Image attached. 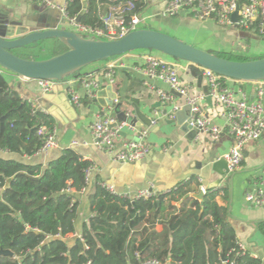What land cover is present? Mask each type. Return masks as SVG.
Here are the masks:
<instances>
[{
    "label": "trees",
    "instance_id": "16d2710c",
    "mask_svg": "<svg viewBox=\"0 0 264 264\" xmlns=\"http://www.w3.org/2000/svg\"><path fill=\"white\" fill-rule=\"evenodd\" d=\"M132 1L139 13L142 0ZM106 2L72 0L67 12L85 24L101 26L99 7ZM43 42L12 52L25 59H45L32 51ZM67 49L54 39L49 57ZM212 53L252 60L240 52ZM42 125L53 129L54 118L24 99L0 73V250L13 252L1 255L0 264H137L150 258L174 264H259L242 252L228 221L229 208L217 200L219 191L208 190L201 199L193 196L198 193L194 186L200 185L195 177L134 203L98 185L89 196L92 215L71 243L79 205L73 190L88 187L86 171L93 163L73 148L63 149L47 165L3 154L35 155L42 146Z\"/></svg>",
    "mask_w": 264,
    "mask_h": 264
},
{
    "label": "crops",
    "instance_id": "0c3cea01",
    "mask_svg": "<svg viewBox=\"0 0 264 264\" xmlns=\"http://www.w3.org/2000/svg\"><path fill=\"white\" fill-rule=\"evenodd\" d=\"M54 1L64 2V0ZM166 2L167 0H142L139 14L144 19L143 24L146 28L168 33L210 52H240L246 55L264 53V37L254 30L221 26L213 19L199 21L189 10H183L176 17H160L159 13ZM48 9L50 8L44 4L28 0H0V27L6 29L7 35L11 38L44 29L47 27L46 20L40 21V15ZM56 17L58 27H63L59 14ZM51 19L53 20V17L50 16ZM163 19L169 20L161 21ZM190 21L200 23L201 31L194 30L197 26H188ZM161 28L163 30H160ZM51 41L53 46L54 39ZM148 53L151 52L132 51L87 66L68 77L64 83L70 82L71 87L83 95L84 91L81 87L83 79L94 75L103 81L109 65H113L115 70V84L112 85V91L107 89L109 84L104 82L93 99L84 98L79 105L74 104L72 100L60 102L61 120L50 112L52 103L44 99L39 80L4 72L8 83L24 99L31 102L36 109L54 118L59 146L51 149L47 155L20 156L5 152L3 154L27 163L47 165L49 161L57 158L63 149L73 148L84 159L94 164L95 170L86 191L74 192L79 205L75 222L76 231L69 236L71 243L81 235L83 224L92 215L89 196L100 183L113 185L117 193L122 195L135 194L145 188H153L157 194H161L178 183L195 177L200 184L194 186L198 189V193L202 189L206 192L219 191L217 200L220 205L229 208L228 221L236 231L239 244L249 256L258 259L259 264H264V207H254L245 199L246 192L252 187L264 167V134L261 139L245 145L241 166L222 176L219 169L223 170L225 164L228 167L225 155L233 144V137L228 132L222 108L214 99L208 100L211 96L203 73L204 69L190 62L174 60L163 53L157 54L178 67L183 83L190 88L192 94L203 96V114L211 125L222 129L220 140L217 142H213L207 132H184L182 126L177 123L176 117L171 118L168 113L164 114L169 108L162 102L157 90L170 91V88L164 81L145 75L143 56ZM225 83L235 89L247 91L251 96L260 87L264 88V81L240 83L234 79H227ZM63 93L58 92L57 97ZM114 93L117 98L109 103ZM174 94L176 101L181 103L183 100L181 96L178 93ZM118 103H121L120 107L117 106ZM135 106H138L142 113L155 119L151 126L144 125L138 120L133 122ZM104 112L118 118L126 114L131 124L149 129L148 139L152 145V152L147 159L136 164L123 163L94 145L90 128L97 116ZM183 117V121H188L189 112L185 111ZM122 137L132 138L133 132L126 130ZM75 140L79 143L72 146ZM164 147L169 149L165 151ZM222 159L226 163L224 161V165L220 166L219 162ZM225 189H228V193ZM227 194L228 198H226ZM165 219H168V215H165ZM223 264L228 263L224 261Z\"/></svg>",
    "mask_w": 264,
    "mask_h": 264
},
{
    "label": "built area",
    "instance_id": "2783aa9c",
    "mask_svg": "<svg viewBox=\"0 0 264 264\" xmlns=\"http://www.w3.org/2000/svg\"><path fill=\"white\" fill-rule=\"evenodd\" d=\"M34 3L44 4L48 8L57 9L60 23L63 28L70 29L84 35L86 38L99 40H114L139 29L144 19L136 12V4L132 0H108L100 4L99 17L102 20L101 26L85 24L78 17L68 14L67 8L72 0H64L57 3L54 0H28ZM183 10H189L199 21L208 19L215 20L221 26H237L240 30H254L264 37V0H167L159 16L170 18L178 16ZM238 13L237 20H234V13ZM145 66L143 71L146 76L164 81L170 91L158 89V95L162 102L168 106L167 113L171 118L175 117L178 110L184 106H191V125L197 131L207 132L213 142L220 140L222 129L211 125L209 119L202 112L203 96L192 94L190 88L185 85L180 77L178 67L162 57L153 53L143 56ZM204 69V68H203ZM0 73L4 69L0 68ZM204 76L209 85V94L212 99L222 108V114L226 118L227 129L233 137V144L226 153V160L230 171L238 169L244 160V147L250 142L261 139L264 134V88L260 87L251 96L247 91L235 89L226 85L219 74L212 70L204 69ZM238 81V80H236ZM104 82L115 84V70L113 65L108 66L103 81L100 78L89 75L82 80L81 87L84 94L81 95L71 87L72 101L79 105L84 98L93 99ZM244 83L242 81H238ZM42 94L52 91L57 83L54 80H39ZM174 93H178L183 99L181 103L176 101ZM130 130L132 138H123L122 132ZM94 145L108 152L117 161L136 164L147 159L152 152V145L149 142V129L137 127L127 119H119L104 112L97 116L90 128ZM38 135L42 139V146L36 155H47L53 148L59 146L56 127L53 129L42 125L38 129ZM78 141L72 142V146L78 145ZM169 147H164L167 151ZM95 170L94 164L86 171V182L89 184L92 173ZM101 187L114 195L125 197L130 203L139 199L156 197L153 188H145L135 194H118L113 185L100 183ZM86 191L84 188L80 192ZM206 193L205 189H202ZM73 192H75L73 190ZM165 192V191H164ZM246 201L254 207H264V167L252 187L245 194ZM242 252L244 247L239 244ZM137 264H174L170 260L161 262L158 259L150 258L142 260ZM231 264H237L232 262Z\"/></svg>",
    "mask_w": 264,
    "mask_h": 264
},
{
    "label": "water",
    "instance_id": "95a60500",
    "mask_svg": "<svg viewBox=\"0 0 264 264\" xmlns=\"http://www.w3.org/2000/svg\"><path fill=\"white\" fill-rule=\"evenodd\" d=\"M57 9H48L40 15V21L46 20L47 27L44 29L29 32L23 36L11 38L7 35V30L0 27V68L9 70L27 79L54 80L57 83L52 91L43 95L44 99L51 102L50 112L61 120L59 115V105L62 101L72 100L71 83H64L66 79L77 71L99 61H105L115 56H120L137 50H153L163 53L169 57L190 62L194 65L209 69L222 77L234 79L242 82H261L264 81V57L246 61L231 60L221 57L212 52L201 49L195 45L176 38L168 33L151 29L139 28L122 38L114 40H99L86 38L84 35L67 28L58 27ZM50 16L53 20H50ZM237 20L238 13L233 15ZM81 20V17H78ZM48 39H58L67 46V50L61 54L40 59H25L12 52L13 49L22 48L33 43ZM112 85H107V89L112 91ZM58 92H64L57 97ZM117 95L114 93L109 100L112 103ZM58 99V100H57ZM211 97L208 98L211 101ZM118 107L121 103L117 104ZM191 106L186 105L175 114L177 123L182 126L184 132L197 133L191 125ZM185 111L189 112L188 121H183ZM167 111L164 112L166 114ZM126 114L119 116V119L126 120ZM142 124L151 126L155 119L142 113L138 106H135V117ZM174 120H172L173 122ZM132 123L133 125H135ZM124 134V131L121 133ZM224 159L219 165H224ZM226 163V161H225ZM218 171V170H217ZM230 172L226 164L223 170L219 169L222 176ZM206 193L202 190L193 196L201 199ZM1 255L13 256L9 249H1Z\"/></svg>",
    "mask_w": 264,
    "mask_h": 264
},
{
    "label": "rangeland",
    "instance_id": "374dc122",
    "mask_svg": "<svg viewBox=\"0 0 264 264\" xmlns=\"http://www.w3.org/2000/svg\"><path fill=\"white\" fill-rule=\"evenodd\" d=\"M167 20H169V19H163L161 21H167ZM191 25L197 26V28L194 29L195 31H197V32L198 31H201V29L199 28L200 27L199 25H201L200 23H197V22H194V21H190V23H189L188 26H191ZM144 27H145L144 24H142V25H140L139 28H144ZM192 28H193V26H192ZM160 30H163V28H161ZM176 38H178V37H176ZM51 40L52 39L44 40V42L39 47L35 48L34 50L32 49V51L33 52H36L37 53L36 55L39 56V57L48 58L51 55V48H52V41ZM181 40H183V39H181ZM200 47H202V46L200 45ZM16 51L22 52L21 49L20 50L19 49H16ZM148 51H150L151 53L156 54V55L160 53V52H155L153 50H148ZM249 56H250V59L263 58L264 57V53H261L259 55L251 54ZM172 59H174V60H180V59H176V58H172ZM99 62H103V61H99ZM96 63H98V62H96ZM91 65H93V64H91ZM4 72L5 73H7V72L11 73L9 70H5V69H4Z\"/></svg>",
    "mask_w": 264,
    "mask_h": 264
}]
</instances>
